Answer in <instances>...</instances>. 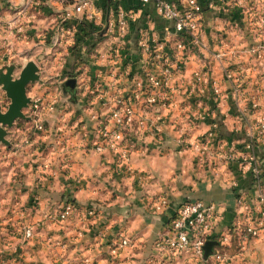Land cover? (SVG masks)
Returning a JSON list of instances; mask_svg holds the SVG:
<instances>
[{"label": "crops", "instance_id": "crops-1", "mask_svg": "<svg viewBox=\"0 0 264 264\" xmlns=\"http://www.w3.org/2000/svg\"><path fill=\"white\" fill-rule=\"evenodd\" d=\"M26 1L0 0V26L18 23L15 10ZM73 1L49 0L40 12L31 10L21 24L35 32L41 27L54 31L56 19ZM200 2L208 51L190 52L186 70L174 79V97L168 107L147 109L138 104L136 120L128 132L134 145L129 168L120 165L113 153L94 152L87 133L96 131L112 107L129 95L135 79L150 68L147 56L138 48L141 30L147 31L151 40H162L173 30V22L164 19L154 3L126 0L124 8L133 11L135 18L127 37L122 38L106 32L110 0H97L93 19L86 13L77 15L81 25L74 41L79 53L68 52L71 61L78 62L77 103L70 102L69 95L62 96L61 84L66 80L57 87L50 82L53 76L40 73L42 81L33 91L38 89L45 99L55 100V110L40 118L44 130L37 128L35 119L25 125L16 122L9 130L13 143L9 153L17 155L21 168L15 173L18 179L0 187L4 193L0 210L9 214L14 207L15 213L1 218V225L13 219L24 226L29 221L48 224L46 216L62 208L67 197L77 211L63 225L41 228L34 240H25L20 231L0 234V264H58L57 255H62V264H167L155 248V240L166 232L179 205L189 200L214 206L218 221L213 237L232 231L236 239L242 234L239 198L256 203L264 192V141L255 145L252 163L244 160L249 128L264 120V85H257V81L264 82V62L248 53L255 37L264 39L260 21L264 0ZM1 37L10 50L16 45L9 32ZM220 41L235 52L234 67L245 70L243 86L226 82L225 66L213 60ZM38 45L47 51L51 48L43 42ZM116 47L127 49L130 57L118 59L112 52ZM197 71L219 79L224 94L215 98L203 85L194 84ZM199 100L202 104L189 112L187 105ZM138 119L144 120L143 126ZM153 126L161 129L162 136L152 132ZM208 135L213 139L203 159L195 147L185 150L179 142L185 138L195 143ZM230 153L235 160L227 161ZM13 169L5 168V180L13 178ZM159 196H166L169 205L162 213L153 214L151 203ZM36 202L38 210L33 209ZM88 210L96 215L85 217ZM99 231H104V237ZM124 236L132 238V245L113 249ZM249 250L257 264H264V234L251 239ZM41 253H47L48 259H41Z\"/></svg>", "mask_w": 264, "mask_h": 264}, {"label": "built area", "instance_id": "built-area-1", "mask_svg": "<svg viewBox=\"0 0 264 264\" xmlns=\"http://www.w3.org/2000/svg\"><path fill=\"white\" fill-rule=\"evenodd\" d=\"M124 1L126 0H110L106 26L108 34L122 38L127 37L131 22L135 18L133 11H127L124 8ZM137 1L141 5L154 3L158 13L164 19L173 22V30L168 31L162 40H151L149 33L141 30L138 48L141 54L147 56L150 68L143 76L135 79L129 95L112 107L109 114L99 123L96 131L91 134L87 133V139L94 152L101 154L113 153L117 156L120 165L128 168L134 151V145L128 132L136 120L138 104L147 109H155L158 106L168 107L174 97V79L186 70L190 52L194 50L199 52L208 51V45L203 37L204 7L200 0ZM43 3V0H27L15 10L18 23L8 24L6 28L0 26V56H2L0 60H5L11 51L4 46L5 40L1 37V34L9 32V35H13L14 38H27V27L22 25L20 20L33 9L40 12ZM96 4L97 0H74L71 8L65 10L59 18L56 29L60 37L54 36V44L60 43L61 37L63 40L65 34L69 35L68 41H74V35L80 23L77 20V15L86 13L88 18L93 19L96 15ZM260 21L263 27L264 12L260 15ZM112 52L121 61L130 57L129 51L122 47L113 48ZM248 53L258 62H264V39L255 37ZM235 55V52L229 49L226 42L220 41L219 47L212 54V57L218 64L225 66L224 78L226 82L243 86L246 82L245 70L240 66L234 67ZM193 75L194 84L203 85L215 98H219L224 94V84L219 79L209 77L207 72L204 71H197ZM257 85L263 87L264 82L257 81ZM193 87L195 86L193 85ZM236 91L239 92V89H236ZM201 104L202 100L192 101L187 105V108L190 112L195 106ZM55 105V100H47L42 95L32 97L30 117L39 121L43 115L53 112ZM257 107V103H254L253 108ZM138 120L143 126L144 120ZM36 126L40 130H44L42 122L39 121ZM152 132L162 136V131L157 126L152 127ZM247 137L249 141L245 146L244 160L252 163L255 160L252 152L255 145L264 141V120H259L255 127H250ZM212 139V135H208L195 143H191L185 138H181L179 142L185 150L195 147L200 152L199 156L203 159L209 151ZM226 159L227 161H233L235 157L230 153ZM238 203L242 214L239 225L242 227V236L245 240L258 238L264 234V192L259 196L256 203H250L242 196L239 198ZM35 205L33 209L38 210V202ZM168 205L169 200L166 197L154 198L150 211L153 214H159L165 211ZM76 211V204L67 197L62 208L51 210L45 221L53 224H64L73 217ZM95 215L96 212L93 210L85 212V217ZM217 221L218 214L214 206L207 205L200 200L185 201L177 208L166 232L155 240V248L168 263L188 259L211 264H230V255L226 253L224 248L231 245L233 233L229 231L213 237ZM39 227L38 222L25 225L22 231L23 238L25 240L35 239ZM99 235L104 236V231H100ZM209 241H213L215 245L211 254L207 257L205 246ZM130 245H132V238L124 236L113 249L125 248ZM219 246L223 249H218Z\"/></svg>", "mask_w": 264, "mask_h": 264}, {"label": "rangeland", "instance_id": "rangeland-1", "mask_svg": "<svg viewBox=\"0 0 264 264\" xmlns=\"http://www.w3.org/2000/svg\"><path fill=\"white\" fill-rule=\"evenodd\" d=\"M47 1H49V0H43V2H44L43 5L47 4ZM43 18H44V16H43ZM56 22L57 23L59 22V17L56 19ZM49 28L50 27H48V29ZM48 29L46 27H41L38 32H35V31H33L34 29H32V27L28 26L27 31H26L27 38H23V37H21V39L15 38L16 45H12L13 47L11 46L12 49L10 51V54L7 55V58H5V60H0V67L2 65H4L3 64L4 62H6L5 65H10V64L15 65L16 71L14 73V76H15V78H18L20 76L21 71L24 68V66L28 62L34 61L39 66L40 73H43L44 76L45 75H48L50 77L53 76L52 77L53 79L50 80V82L51 81L55 82L54 86L58 87L59 82H63L65 80L67 81L69 79H77L76 77L79 74V72H78L77 66H75V64L78 62L71 61L70 56H72V55H68V52H70V51L71 52L73 51L75 55L79 53V48L77 46L76 39H75V41L70 40V41L66 42L69 35L65 34V36L63 37V43L61 45L59 42L57 44H54V41H55L53 39L54 36H57V38H59L60 34L56 28L54 29V31L50 30V29H49L50 31H48ZM40 42H43L46 45H50V47H51L50 50L47 51L46 48L40 49L41 46L38 45V43H40ZM71 52H70V54H71ZM58 56H61V57H60V59L56 60ZM1 58H2V56H0V59ZM73 60H75V59H73ZM69 77H73V78H69ZM65 78H67V79H65ZM45 80L49 81V79H45ZM41 81H42V78H41ZM41 81H39V82H41ZM39 82H37V83H39ZM37 83H31L28 86V96L30 98L38 96V95L43 96V94H44V93H38V91H37L38 89L33 91L34 87L36 88ZM61 89H62V84H61ZM58 92L61 93L60 88L58 89ZM62 92H63V89H62ZM30 95H32V96H30ZM68 95L69 94L65 95L64 93H62V96H65V97H67ZM69 98H70V95H69ZM0 101H1L3 108L6 109L8 103H9V100L7 99L5 92L2 90L1 87H0ZM24 112L28 117H30L31 116L30 106ZM31 119L33 120V118H31ZM26 122H29V121H25L23 119L17 120V124H21V125H25ZM12 147H13V145L11 147H7L4 144H0V187H2V185L5 184L6 181L10 183V182H14L16 180V178L18 179V177H16L15 173H17L16 170L21 168V166L19 164V159H17V157H16L17 155L9 153L10 151H12V149H13ZM6 153H8V154H6ZM6 156H7V159H6ZM6 162L8 165H6ZM6 167H9L10 169L16 168L15 171H13L14 173L12 175V177H13L12 179L5 180V178H3L2 173L4 172ZM1 194H4V193L2 192V193H0V195ZM13 194H14V192H13ZM159 197H166V196H159ZM13 198H15V197H12L11 199H13ZM155 198H158V197H155ZM9 214H12V215L15 214L14 213V207L9 212ZM9 214H7V212H5V210H2V211L0 210V222H1L0 223V234H2L3 232L5 233L6 231H8V232H17V231L19 232L20 231L22 233L24 225H22L20 223L21 220H18V219L14 220L13 219L12 221H8L7 223H5V225H1L4 221V220L1 221V218L3 219V217L5 215L8 216ZM31 223H33V222L29 221V223H27V224H31ZM38 223L40 224V227L37 229L36 234L39 233L41 228L48 226V224L49 225L52 224L55 227L63 225V224H55V223L53 224V223H50L49 221H46V223H48V224H45L42 221H40ZM65 223H67V222H65ZM242 234H243V231H242ZM242 234H240L239 237L237 235L236 239L232 238L231 245L224 248L226 253H228L230 255V258H231L230 264H257L256 259L249 252L250 251L249 245H250V241L252 238L245 240V238H244V236H242ZM102 237H104V236H102ZM218 249L222 250L223 248L221 246H219ZM41 254H43V253H41ZM43 256L46 257L47 259L49 257L47 255V253L40 255V258L42 259ZM61 260H62V255H60V256L57 255L56 261L59 262L58 264H60V263L62 264ZM190 262H192V261L186 259V260H180L179 262H175V261H172L171 263L167 262V264H190ZM90 263L93 264L92 261ZM197 263L198 264H211V263H203L201 261L196 262V263L194 262V264H197Z\"/></svg>", "mask_w": 264, "mask_h": 264}, {"label": "water", "instance_id": "water-1", "mask_svg": "<svg viewBox=\"0 0 264 264\" xmlns=\"http://www.w3.org/2000/svg\"><path fill=\"white\" fill-rule=\"evenodd\" d=\"M16 66L13 64L2 65L0 67V87L5 92L9 103L4 109L0 101V144L11 147L12 140L8 139L9 130L14 128L18 119L30 121L31 118L25 114L29 108L31 98L28 96V86L31 83L41 81L40 68L34 61L28 62L21 71L18 78L14 73ZM63 93L70 95V102L77 103L76 79H69L62 84ZM215 243L207 242L205 246L208 257Z\"/></svg>", "mask_w": 264, "mask_h": 264}, {"label": "trees", "instance_id": "trees-1", "mask_svg": "<svg viewBox=\"0 0 264 264\" xmlns=\"http://www.w3.org/2000/svg\"><path fill=\"white\" fill-rule=\"evenodd\" d=\"M80 24V23H79ZM81 25V24H80ZM83 38H81V40H82Z\"/></svg>", "mask_w": 264, "mask_h": 264}]
</instances>
